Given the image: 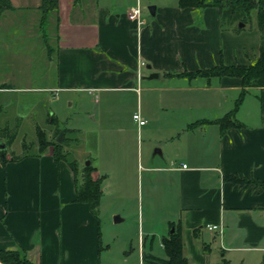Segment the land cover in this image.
<instances>
[{
    "label": "crops",
    "instance_id": "1",
    "mask_svg": "<svg viewBox=\"0 0 264 264\" xmlns=\"http://www.w3.org/2000/svg\"><path fill=\"white\" fill-rule=\"evenodd\" d=\"M9 1L11 8L0 14V103L4 96L27 95L15 105V121L45 102L49 92L59 91L100 94L107 118H116V109L132 99L133 114L146 123L139 126L133 120L137 130H115L119 137L105 142H118V149L112 148L118 152L114 160L124 192L117 194L112 185L104 189L101 184L96 215L76 200L74 172L66 161L55 162L51 146L17 160L6 157L4 149L0 250L20 251L31 264H128L130 258L134 264H169L163 241L176 231L189 264H264L260 114L252 125L221 131L215 120L228 111L199 117L204 111L201 97L238 92L239 79L208 82L177 76L220 62L249 64L258 55V31L248 36L221 31L217 8L180 9L177 0L156 7L150 20L141 13L139 28L129 2L120 6L118 0H58L57 10L44 13L41 0ZM26 45L37 51H20L18 58L12 49ZM144 69L158 76L147 79ZM15 70L24 77L20 86L11 83L17 78ZM49 73L51 85L46 83ZM120 98L126 101L121 104ZM185 111L197 115L194 122H209L193 128L188 124L186 130L168 122L172 113ZM160 122L166 124L162 130ZM215 125L217 130H206ZM135 175V224L126 227L131 231H119L111 218L114 223L126 220V188ZM230 176L250 182L235 184ZM105 198L111 201L110 214L101 223ZM208 225L221 230L210 232ZM117 234L124 240L115 244ZM113 246L117 254L111 252Z\"/></svg>",
    "mask_w": 264,
    "mask_h": 264
},
{
    "label": "rangeland",
    "instance_id": "2",
    "mask_svg": "<svg viewBox=\"0 0 264 264\" xmlns=\"http://www.w3.org/2000/svg\"><path fill=\"white\" fill-rule=\"evenodd\" d=\"M138 1L141 13L142 15H144L143 17H146L148 20L153 18L152 16H150L148 11V8L150 6L158 8L163 5H169L176 2V0ZM118 2L120 3V6L124 5V3L128 4V2L131 4V7L136 6V0H118ZM255 30L258 31L257 33L259 34L255 15L253 14L251 22L247 24V26H245V28L240 32H243L245 36H248L251 33L255 32ZM42 32L43 34L47 33V31ZM16 45L18 46L19 43L17 42ZM12 50H15V54L18 58L21 54L20 51L29 52V54L31 55H34L37 51L33 47L30 49L29 45H26L23 48H14ZM16 61L18 63L19 59H17ZM252 61H250L249 63H251ZM149 71V69H144V75L148 76L150 73ZM14 74L17 76V78L11 81V83L13 85L20 86L21 84L19 85V83L23 82L24 77L20 73V70H15ZM50 76L51 73H49V79L46 81V83L49 82V85H51L52 83L50 80ZM238 93L239 91L234 92L232 90L205 93L204 96L201 97L203 106L202 108L204 109V111L202 112L203 116L199 117H219L223 114V112L232 110L234 108L235 100L238 97ZM257 94L258 90L255 88H250L247 91L238 110L235 113V118L238 122L245 123L247 125H252L255 122H258V115L260 114V112L259 103L256 98ZM25 96L27 95L14 94L12 96H4L1 98L2 100L0 105L2 107V111H0V127L6 126L7 128L3 130V132L5 133L3 135H0V144L5 147L6 157L12 158L35 154L38 150L36 134L37 131H41V133L47 140H53L55 132L57 130H59L58 133L60 131H63V137H61V141L62 139H64L62 144L63 150L67 154L68 161L75 162L74 164L76 165L78 179H81L83 168L86 166V162H89L91 163V166H93V168L97 169H94L91 172V177L93 179L100 178V183L102 184L104 189L106 186L112 185V189L115 188L113 190L117 194H121L124 192L123 186L119 184L120 169L119 167H116V161L114 160V158L116 157V153L118 156V152L113 153L112 148L115 147L116 149H118V142L115 144L108 143L110 145H113L111 147L110 145L108 146L107 144H105V142L113 137L114 139H117V137H119V135L116 134L115 130H137L136 123L132 119V114L136 109L134 101L132 99H129L127 103H125L126 105L124 104L125 106L122 107L121 105L120 111L116 109L115 112L118 115L116 118H107L106 116H104L105 113L102 110L100 94L96 95L95 97V95L90 96L85 93H65L59 91H57L56 93L49 92L48 99L45 102L32 108L33 111L25 116V118H23L22 120H16L18 121V123L16 124V121L12 117V112L15 110V105H17L18 101L21 98L25 99ZM112 98L115 99L114 97ZM125 101L126 99L120 98L121 104H123ZM113 106L117 108L118 104L113 103ZM198 107L199 106H197L196 108ZM95 109L97 110L94 112ZM178 113L180 112L172 113V115L175 114L174 118L168 120L169 123H173L175 125V128L178 127V130H186V125L193 123L195 117L197 116L193 115V111H191V113H193L192 115L187 111L182 112L181 114ZM198 115H201V113ZM161 122V125L157 126H161L159 128L162 130L163 126L166 124H162ZM36 125L38 126L39 130H35ZM107 130L112 132L114 136L112 134L110 135ZM206 130H217V127L215 125L207 128ZM97 132H99V134ZM58 133L55 135V140L58 137ZM98 135L99 137H101L99 138V141L97 139ZM138 184L139 178L137 177V175H135L134 180L130 176L128 187L126 188V193H128L126 195H128L129 197L127 203L130 206V209H128V212H124V215H126L127 218L123 222L114 223V218L112 216V226H116L118 227V229L121 228V230L124 231L132 230L126 229V227L128 226L134 227L135 223L133 220L137 213L135 204L136 199L134 200V198L137 195ZM105 199H102L103 203L102 207L100 208L101 223H103V221L105 220H108L110 214V211L108 209L111 206V201L109 198ZM104 200L106 202H104ZM131 214L134 215L131 216ZM115 215H119V213ZM103 226L104 225L101 224L102 230L105 228ZM119 234L121 235L122 232H119ZM110 235H112V232H110ZM120 235L117 234V236L113 237V242H115V244L121 241L122 237ZM111 252L117 254L119 252L118 247L115 248V246H113ZM132 261V258H130L128 264H134Z\"/></svg>",
    "mask_w": 264,
    "mask_h": 264
},
{
    "label": "trees",
    "instance_id": "3",
    "mask_svg": "<svg viewBox=\"0 0 264 264\" xmlns=\"http://www.w3.org/2000/svg\"><path fill=\"white\" fill-rule=\"evenodd\" d=\"M41 9L44 13L57 10L58 0H41ZM177 7L203 9L206 7H215L219 11L221 31H230L238 33L251 22L252 15H255L257 28L259 30L260 40L257 57L247 65H227L220 62L218 65L210 68L197 70L194 72H185L177 76H187L190 78L201 77L206 81L211 79L235 78L240 81V90L235 100L234 108L228 111L223 117L215 120L219 130L229 128L240 129L243 125L235 118L244 96L250 88L258 90L256 96L259 103L260 120L264 124V0H177ZM9 0H0V14L6 9H10ZM242 24L241 27L238 25ZM3 88V87H0ZM209 121H199L189 124V128L203 125ZM5 129H0V135H3ZM59 130L55 132V135ZM37 145L40 151L51 146L55 162L66 161L74 172L76 186V200L85 202L91 212L96 215L101 195V183L99 179H93L91 172L94 170L89 164L83 168L81 179L77 178V169L75 162L67 159V154L63 150V141L57 143L55 135L53 140H47L41 131H37ZM19 157H12L11 160H17ZM0 160L5 162L4 149L0 150ZM228 179L235 184H245L250 181L240 179L236 176H230ZM163 248L167 255L169 264H189L182 254V241L178 232H173L163 241ZM0 264H31L23 253L15 250H0Z\"/></svg>",
    "mask_w": 264,
    "mask_h": 264
},
{
    "label": "built area",
    "instance_id": "4",
    "mask_svg": "<svg viewBox=\"0 0 264 264\" xmlns=\"http://www.w3.org/2000/svg\"><path fill=\"white\" fill-rule=\"evenodd\" d=\"M130 14L132 17L135 18L136 23H137V28H139L140 25L143 23L141 20V10L139 7V1H137V4L135 7L130 9ZM132 118L139 126H143L146 123V121L144 119H142L139 116V114H137V113L133 114ZM183 167H185V166H183ZM207 230L210 232H216L217 233V232H220L221 229H220V226L208 225Z\"/></svg>",
    "mask_w": 264,
    "mask_h": 264
},
{
    "label": "water",
    "instance_id": "5",
    "mask_svg": "<svg viewBox=\"0 0 264 264\" xmlns=\"http://www.w3.org/2000/svg\"><path fill=\"white\" fill-rule=\"evenodd\" d=\"M148 11H149V14L151 15V16H153L154 15V12H155V7L154 6H150L149 8H148ZM239 27H241L242 26V24H239L238 25ZM158 75L157 74H150L148 77H146L147 79H153V78H155V77H157ZM62 131H60L59 132V134H58V137L56 138V142L57 143H60L61 142V137H62ZM3 149H5V147L3 146V145H1L0 144V150H3ZM89 164V162H86V165H88ZM116 220V219H115ZM114 220V221H115Z\"/></svg>",
    "mask_w": 264,
    "mask_h": 264
}]
</instances>
